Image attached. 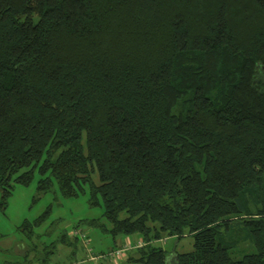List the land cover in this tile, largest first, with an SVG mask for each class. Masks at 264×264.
Wrapping results in <instances>:
<instances>
[{
  "label": "trees",
  "instance_id": "1",
  "mask_svg": "<svg viewBox=\"0 0 264 264\" xmlns=\"http://www.w3.org/2000/svg\"><path fill=\"white\" fill-rule=\"evenodd\" d=\"M36 171L131 263L264 264V0H0V212Z\"/></svg>",
  "mask_w": 264,
  "mask_h": 264
},
{
  "label": "rangeland",
  "instance_id": "2",
  "mask_svg": "<svg viewBox=\"0 0 264 264\" xmlns=\"http://www.w3.org/2000/svg\"><path fill=\"white\" fill-rule=\"evenodd\" d=\"M41 178L36 171L27 185L12 182L6 209L0 212V264H30L31 261L33 264V260L37 264H114L103 255L116 245L123 246L126 240L134 244L141 237L138 234L113 237L103 227L93 226L91 221L98 219L101 226L110 227L103 218L104 207L90 204L89 187L78 196L67 197L54 183L43 193L38 189ZM2 196L0 186V201ZM47 211L43 222L35 225ZM73 232L78 235L73 236ZM63 234L68 236L65 243L60 240ZM155 244L170 254L185 253L193 250L194 239L191 235L180 239L169 237ZM134 252H126L118 263L138 264L125 261Z\"/></svg>",
  "mask_w": 264,
  "mask_h": 264
},
{
  "label": "built area",
  "instance_id": "3",
  "mask_svg": "<svg viewBox=\"0 0 264 264\" xmlns=\"http://www.w3.org/2000/svg\"><path fill=\"white\" fill-rule=\"evenodd\" d=\"M143 246H144V242L143 241H139L136 244H131L130 242H127V243L123 244V246H121L120 248H118L116 250H113L108 255V257L112 258L115 261V263H118L126 252H128V251H130L132 249L141 248ZM106 256H104V257H106Z\"/></svg>",
  "mask_w": 264,
  "mask_h": 264
},
{
  "label": "crops",
  "instance_id": "4",
  "mask_svg": "<svg viewBox=\"0 0 264 264\" xmlns=\"http://www.w3.org/2000/svg\"><path fill=\"white\" fill-rule=\"evenodd\" d=\"M141 240H142L141 237H138L134 244H136L137 242H139V241H141ZM127 242H129V241L126 240L125 243H127ZM125 243H124V244H125ZM121 245H122V244H120V245H116V247H120ZM134 250H136V249H132V250H130L131 253L134 252ZM130 251H129V252H130ZM125 261H128V260L126 259ZM84 264H87V263L85 262ZM116 264H119V263H116ZM121 264H122V263H121Z\"/></svg>",
  "mask_w": 264,
  "mask_h": 264
}]
</instances>
